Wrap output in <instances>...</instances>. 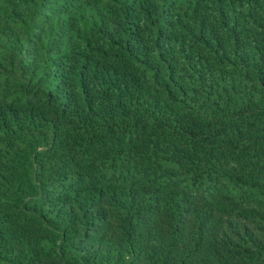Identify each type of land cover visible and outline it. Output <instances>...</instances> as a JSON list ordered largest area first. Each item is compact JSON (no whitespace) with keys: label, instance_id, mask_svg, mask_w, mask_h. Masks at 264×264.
Returning a JSON list of instances; mask_svg holds the SVG:
<instances>
[{"label":"trees","instance_id":"16d2710c","mask_svg":"<svg viewBox=\"0 0 264 264\" xmlns=\"http://www.w3.org/2000/svg\"><path fill=\"white\" fill-rule=\"evenodd\" d=\"M0 264H264V0H0Z\"/></svg>","mask_w":264,"mask_h":264}]
</instances>
